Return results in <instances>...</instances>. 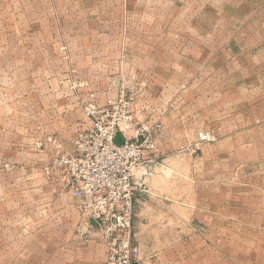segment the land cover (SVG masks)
<instances>
[{
  "label": "rangeland",
  "instance_id": "1",
  "mask_svg": "<svg viewBox=\"0 0 264 264\" xmlns=\"http://www.w3.org/2000/svg\"><path fill=\"white\" fill-rule=\"evenodd\" d=\"M92 101L153 133L145 263L264 264V0H0V264H104L46 174Z\"/></svg>",
  "mask_w": 264,
  "mask_h": 264
},
{
  "label": "built area",
  "instance_id": "2",
  "mask_svg": "<svg viewBox=\"0 0 264 264\" xmlns=\"http://www.w3.org/2000/svg\"><path fill=\"white\" fill-rule=\"evenodd\" d=\"M84 113L92 128L80 132L72 148L52 160L46 174L55 192L78 199V210L101 232L104 264H145L133 234L135 179L138 169L153 162V133L134 121L126 104L102 108L92 101ZM49 142L60 147L57 140Z\"/></svg>",
  "mask_w": 264,
  "mask_h": 264
},
{
  "label": "crops",
  "instance_id": "3",
  "mask_svg": "<svg viewBox=\"0 0 264 264\" xmlns=\"http://www.w3.org/2000/svg\"><path fill=\"white\" fill-rule=\"evenodd\" d=\"M140 175H141V173H140ZM139 178H140V176H138ZM138 177H137V179H138ZM136 180V179H135ZM147 181V180H146ZM137 182V181H136ZM146 183H148V184H146ZM145 183V187H144V189H143V192H141V193H139V198H140V201H139V203L141 204V206L143 205H145V203H144V196H145V193H148L149 191H150V189H148L149 187H150V184H151V182H150V180L149 181H147ZM65 197H67V196H65ZM69 198V197H68ZM70 198H72L73 199V204H72V207H74L75 209H78V208H76V204L78 203V199L76 198V197H74V196H70ZM75 200V201H74ZM77 211H79V210H77ZM80 212V211H79ZM155 232V231H154ZM94 248V246H89V247H87V248H82V249H84V250H88V249H93ZM102 254H104V250H102V251H100ZM103 258V257H102ZM145 260H146V263L145 264H185L186 263V260L184 259V258H182V259H179V258H177V257H172V256H170V257H166V256H156V257H148V258H145ZM93 258L90 256V257H85V258H82L81 259V262L83 263V264H93ZM81 263V264H82Z\"/></svg>",
  "mask_w": 264,
  "mask_h": 264
},
{
  "label": "water",
  "instance_id": "4",
  "mask_svg": "<svg viewBox=\"0 0 264 264\" xmlns=\"http://www.w3.org/2000/svg\"><path fill=\"white\" fill-rule=\"evenodd\" d=\"M117 142H118V143H121V142H122V139H121L120 136H118V138H117Z\"/></svg>",
  "mask_w": 264,
  "mask_h": 264
}]
</instances>
